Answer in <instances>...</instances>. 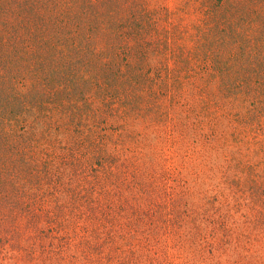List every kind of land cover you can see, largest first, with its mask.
<instances>
[{
    "label": "rangeland",
    "instance_id": "rangeland-1",
    "mask_svg": "<svg viewBox=\"0 0 264 264\" xmlns=\"http://www.w3.org/2000/svg\"><path fill=\"white\" fill-rule=\"evenodd\" d=\"M0 264H264V0H0Z\"/></svg>",
    "mask_w": 264,
    "mask_h": 264
},
{
    "label": "trees",
    "instance_id": "trees-1",
    "mask_svg": "<svg viewBox=\"0 0 264 264\" xmlns=\"http://www.w3.org/2000/svg\"><path fill=\"white\" fill-rule=\"evenodd\" d=\"M146 16H147V13L146 12H143V13L130 12V14L128 15L127 18H136V19L138 18V19H142L143 17H146ZM9 83H10V81H8V84ZM6 88H7V91H9V92L6 93L4 97L3 96L2 97L6 99L7 108L10 109L11 111H12V107H13V105L15 103H17V106L18 107H24L25 101L27 99H31L29 97V94L28 93H26L24 95L23 94H18V93H16L13 90V88H11V87H6ZM39 91H41V92H38L37 93V91H36V93L34 94L33 99L34 98H37V97H39L41 95H43V93H44L43 89H41ZM2 101L4 102L3 99H2ZM14 161L17 162L16 158L13 161H11V163L14 162ZM18 161H19V159H18Z\"/></svg>",
    "mask_w": 264,
    "mask_h": 264
}]
</instances>
